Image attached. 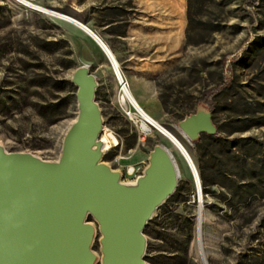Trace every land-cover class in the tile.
<instances>
[{
  "label": "rangeland",
  "instance_id": "374dc122",
  "mask_svg": "<svg viewBox=\"0 0 264 264\" xmlns=\"http://www.w3.org/2000/svg\"><path fill=\"white\" fill-rule=\"evenodd\" d=\"M28 1L77 20L100 38L113 54L128 91L182 143L196 172L197 149L176 126L198 104L213 109L212 122L222 129L219 138L253 142L264 155V126L234 132L245 125L236 116L246 105L254 108L252 121L264 122L260 117L264 116V48L251 46L256 39L264 41V0H216L225 4V26L209 43L188 47H182L185 0ZM105 9L118 13L120 24L115 29H124V38L108 34L101 23ZM81 65L88 66L96 79L95 101L103 127L123 145L119 163L111 162L117 149L105 152L112 157L104 162L121 174L127 166L142 171L148 153L155 145L163 146L164 140L151 130L136 146L135 127L121 111L119 79L99 47L74 26L13 0H0V145L8 152L57 160L76 113V89L69 79ZM230 85V92H224L222 88ZM220 88L222 93L217 94ZM236 98L242 106L231 110L228 99ZM161 99L166 100L165 110ZM234 152L241 153L237 148ZM178 162L177 192L155 210L143 230L145 264L203 263L199 209L207 264H237L252 253H264V197L250 196L249 202L234 208L219 199L217 187L208 194L200 187L197 199L189 168L180 158ZM121 180L132 181L124 175ZM98 236L92 249L100 255Z\"/></svg>",
  "mask_w": 264,
  "mask_h": 264
},
{
  "label": "water",
  "instance_id": "95a60500",
  "mask_svg": "<svg viewBox=\"0 0 264 264\" xmlns=\"http://www.w3.org/2000/svg\"><path fill=\"white\" fill-rule=\"evenodd\" d=\"M88 32L115 73L110 52ZM69 82L76 89V113L57 160L0 145V264H145L143 229L174 193L175 167L155 145L140 175L122 182L121 172L103 161L95 77L81 65ZM176 127L190 143L217 133L203 104ZM200 193L198 184L197 199ZM97 233L100 255L92 249Z\"/></svg>",
  "mask_w": 264,
  "mask_h": 264
},
{
  "label": "trees",
  "instance_id": "16d2710c",
  "mask_svg": "<svg viewBox=\"0 0 264 264\" xmlns=\"http://www.w3.org/2000/svg\"><path fill=\"white\" fill-rule=\"evenodd\" d=\"M127 4L130 5L131 2L127 1ZM224 9L225 4L217 3L216 0H185L182 47L209 43L212 36L221 32L225 26ZM116 16L118 13L105 9L101 23L107 26L109 35L124 37V29L120 31L115 29L118 28L115 26L120 24ZM251 46H255V50L264 48V41L256 39L251 43ZM230 88L231 85L222 89L229 93ZM222 89L220 88L217 94L222 93ZM228 102L231 110L242 106L237 98L232 102L228 99ZM160 104L161 109L165 110L166 100L161 99ZM246 106V109L242 108L241 114L236 116L241 118L245 125L234 132H243L252 127L264 126V122L256 121L257 119L252 121L255 119L253 118L254 108L252 105ZM209 111L213 119V109L209 108ZM260 117L264 120V116ZM215 127L217 131L215 136L201 135L200 139L193 143L198 153L197 175L202 192L204 194L213 193L211 187H217L219 199L227 206L234 208L249 202L250 196L264 197V155L260 156V148L253 142L243 139L227 141L219 138L217 135L222 132V129L217 125ZM236 148L240 150V154L234 152ZM111 157V154L106 153L103 161ZM177 189L178 185L173 194L177 192ZM237 264H264V253H252L242 263L238 262Z\"/></svg>",
  "mask_w": 264,
  "mask_h": 264
},
{
  "label": "bare ground",
  "instance_id": "6f19581e",
  "mask_svg": "<svg viewBox=\"0 0 264 264\" xmlns=\"http://www.w3.org/2000/svg\"><path fill=\"white\" fill-rule=\"evenodd\" d=\"M13 1L17 2L18 4L28 8L30 10H33V11H36V12H39V13L54 17V18L59 19L61 21H64V22L76 27L82 33L87 35L92 41H94L92 36L88 32V31H90L99 40V42L106 48L107 52H110L108 47L100 40V38H98L85 25H83L84 27H81L80 24H82V23L78 22L77 20H75V19H73V18H71V17H69V16H67L65 14H62V13L47 9V8H45L43 6L35 4V3L30 2L28 0H13ZM95 44H96V42H95ZM110 54H111V56H112V58L114 60V64L116 66L115 73H116V75H117V77L119 79L120 86H121V91H122L121 102H123L124 104L128 103L132 107V108L131 107L130 108L133 110L134 114L138 118V120L140 122V126H141L143 131H148L149 129H151V130L157 131L161 135V137L164 140V144H163L162 147L164 148V150L169 155V157H170V159H171V161H172V163H173V165L175 167V170H176V173H177L178 177L180 176V167H179V162H178L179 158L186 163V165L189 168V171H190V173H191V175L193 177V180H194V183H195V187H196V190H197V193H198V184H200L199 179H198V175H197L196 169H195V167H194L189 155L187 154V151L185 150L184 146L182 145V143L174 135H172L169 131H167L162 126H160L153 118H151L141 108V106L139 105V103L137 102V100L135 99L133 94L130 91H128L126 83L122 79H120V76H119V73H118V69H117L118 68L117 67V62H116L113 54L111 52H110ZM147 135L148 134L144 135L143 141H144V139H145V137ZM109 140L110 141H114L113 138H110ZM102 141L107 143L108 139L102 138ZM198 196H199V194H198ZM201 218H202V213H201V210L199 209V212H198V242H199V250H200L199 251V255H200V258L203 261L202 264H207L205 256H204L205 254H204L202 246H201V239H200L201 238V234H200L201 233V231H200L201 230V220H202Z\"/></svg>",
  "mask_w": 264,
  "mask_h": 264
},
{
  "label": "built area",
  "instance_id": "2783aa9c",
  "mask_svg": "<svg viewBox=\"0 0 264 264\" xmlns=\"http://www.w3.org/2000/svg\"><path fill=\"white\" fill-rule=\"evenodd\" d=\"M118 84L120 86L119 81H118ZM120 88H121V86H120ZM120 105H121V111L123 112L124 116L129 121H131L135 127L136 146L142 145L144 135L150 134L151 129H149L148 131H143L141 126H140V122H139L138 118L136 117V115L134 114L133 110L130 107L127 108L124 103H122ZM99 138L100 139H102V138H106V139L113 138L114 141L108 140L107 143L104 142L105 150H106L105 152H108L111 149L112 150L117 149L118 152L112 157L111 162L113 164L119 163L122 160L121 153H119V146H123L121 141H118V139H116V137L112 134V132L109 131L108 129L104 128V127L102 128V132L99 135ZM128 152H131V150H129ZM140 173H141V171H138L137 169H135L134 166H127L125 168L124 174H122V175L132 179V181H126V182H133L134 179L140 175Z\"/></svg>",
  "mask_w": 264,
  "mask_h": 264
},
{
  "label": "crops",
  "instance_id": "0c3cea01",
  "mask_svg": "<svg viewBox=\"0 0 264 264\" xmlns=\"http://www.w3.org/2000/svg\"><path fill=\"white\" fill-rule=\"evenodd\" d=\"M75 28H76V27H75ZM78 30H79V29H78ZM124 37H125V36H124ZM124 37H123V38H124Z\"/></svg>",
  "mask_w": 264,
  "mask_h": 264
}]
</instances>
